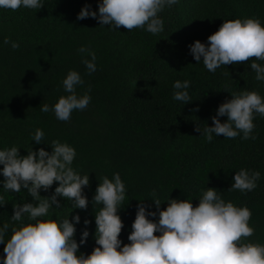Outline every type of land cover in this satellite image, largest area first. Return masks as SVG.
Here are the masks:
<instances>
[{"label": "trees", "instance_id": "1", "mask_svg": "<svg viewBox=\"0 0 264 264\" xmlns=\"http://www.w3.org/2000/svg\"><path fill=\"white\" fill-rule=\"evenodd\" d=\"M101 2L41 0V9L0 8V150L15 145L21 156L31 148L51 152L53 140L74 147L72 167L90 179L84 188L88 207L72 209V201L58 197L60 206L53 205L51 211L52 218L60 213L69 214L70 220L79 214L74 239L79 243L85 227L89 236L78 254L88 255L96 246L95 212L102 205H94L93 196L99 178L112 179L114 173L120 174L126 187L119 210L122 244L130 243L139 201L149 211H157L151 200L153 190L163 209L168 198H189L196 206L207 188L213 187L226 202L250 209L254 234L246 242L264 245V116L255 115V140L242 139L243 133L233 139L213 134L207 142L195 131L196 125L201 130L213 125L219 105L231 99L233 92L256 91L264 98V81L255 79L250 66L252 62L264 65V61L253 58L210 72L202 60L195 61L188 47L197 39L207 43L224 20L258 18L264 26V0H178L159 13L164 30L156 35L144 28L114 30L91 17L77 19L85 4L98 15ZM5 37L20 47L13 50L11 44L5 45ZM82 46L96 54V71L90 75L82 61L91 56L78 51ZM70 70L78 71L84 80L77 94L83 95L90 87L91 101L63 122L52 111L41 112L40 105L52 106L67 95L62 81ZM177 80L190 82L191 101L173 98ZM219 119L224 122L227 117ZM37 128L44 132L40 144L32 140ZM241 168L260 172L258 186L246 193L228 191ZM3 180L0 172V196L4 197L0 228L5 223L10 227L5 242L0 243V264H4L11 227L28 222L27 217L12 221L13 206L38 203L26 188L19 193L5 191ZM57 186L54 182L48 191L41 189L40 195L50 196ZM85 219L90 221L87 226ZM149 219L158 220V212Z\"/></svg>", "mask_w": 264, "mask_h": 264}, {"label": "clouds", "instance_id": "2", "mask_svg": "<svg viewBox=\"0 0 264 264\" xmlns=\"http://www.w3.org/2000/svg\"><path fill=\"white\" fill-rule=\"evenodd\" d=\"M177 3L178 0H102L98 15L85 4L77 19L91 17L114 30L144 28L156 35L164 30V20L159 13ZM21 7L41 9L43 4L41 0H0V8L15 11ZM3 43L11 44L13 50L20 47L9 37H5ZM188 47L195 61L202 60L210 72L222 65L244 63L253 58L264 61V26L258 18L224 20L218 30L208 36L207 43L197 39ZM78 51L91 56L82 62L89 75L95 72V52L83 46ZM250 66L256 73L255 79L264 81V65L252 62ZM62 84L67 95H61L52 106L40 105V111H52L58 120L67 122L73 111L87 108L91 88L83 95L77 94V86L83 85L84 80L76 70H70ZM189 87L188 80L175 81L173 98L183 103L191 101ZM231 97L219 105L212 117V126L201 130L196 125L195 131L207 142L213 140V134L233 139L243 133L244 140L256 139L252 135L253 121L256 114L264 116V98L256 91L247 90L233 92ZM222 116L227 120L221 122L219 117ZM43 139V130L37 128L32 140L40 144ZM51 148V152L43 147L31 148L24 156L15 145L0 150L4 190L19 193L22 187L26 188L33 201L38 202L13 206L12 221L19 222L27 217L28 222L11 227V236L4 247V264H264V245L246 242V238L254 234V228L249 225L250 209L226 202L213 187L207 188L196 206L189 198H168L165 200L167 207L163 209L160 207L162 200L153 190L151 200L157 211H149V206L139 201L128 235L130 243L122 244L120 234L124 225L119 210L124 206L126 187L119 173H114L112 179L99 178L93 196L94 205H102L95 212L96 246L88 255L78 254L80 245L89 236L87 227L77 243L74 236L75 224L81 219L79 214L71 220L69 214L60 213L52 218L51 210L53 205L60 206L58 197L72 201V209L86 210L89 202L84 188L90 184L89 175H81L72 167L76 156L73 146L53 140ZM259 178V171L241 168L235 172L228 191H252L258 186ZM54 182H58L54 193L41 196V189L48 191ZM3 204L4 197L0 196V205ZM157 212L158 220L149 219ZM89 223L88 219L84 220L85 226ZM9 227L5 223L0 228V243L5 242ZM157 232L160 235H156Z\"/></svg>", "mask_w": 264, "mask_h": 264}]
</instances>
